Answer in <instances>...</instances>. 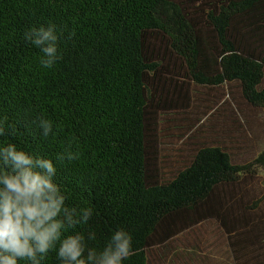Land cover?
<instances>
[{
  "label": "trees",
  "instance_id": "1",
  "mask_svg": "<svg viewBox=\"0 0 264 264\" xmlns=\"http://www.w3.org/2000/svg\"><path fill=\"white\" fill-rule=\"evenodd\" d=\"M48 22L63 30L61 59L42 69L23 34ZM196 87L208 91L202 106ZM231 96L245 118L264 114V0H0V117L11 126L0 143L55 158L78 137L81 158L54 161L57 181L70 206L94 208L76 229L96 231L90 247L131 232L124 264H264V149L240 163L201 144L167 174L172 141L195 136L173 140L175 116L224 106L238 118ZM40 116L55 138L40 134Z\"/></svg>",
  "mask_w": 264,
  "mask_h": 264
},
{
  "label": "clouds",
  "instance_id": "2",
  "mask_svg": "<svg viewBox=\"0 0 264 264\" xmlns=\"http://www.w3.org/2000/svg\"><path fill=\"white\" fill-rule=\"evenodd\" d=\"M23 35L39 49L42 69H52L61 59L57 42L63 30L54 22L31 26ZM35 123L43 137H56L52 120L40 116ZM6 132L11 134V126L0 117V136ZM79 144L72 137L53 158L15 142L0 143V264H45L50 253L58 264H124L134 255L133 237L125 227L112 229L99 249L88 244L97 238L95 230H76L93 219L95 210L69 205L71 193L57 181L54 161L79 160Z\"/></svg>",
  "mask_w": 264,
  "mask_h": 264
},
{
  "label": "rangeland",
  "instance_id": "3",
  "mask_svg": "<svg viewBox=\"0 0 264 264\" xmlns=\"http://www.w3.org/2000/svg\"><path fill=\"white\" fill-rule=\"evenodd\" d=\"M225 90L227 91V88ZM206 93L208 91L202 87H196L194 90V95L201 99L199 101L201 106L202 102H208ZM228 100L232 104L238 118L233 114L231 108L224 106H220L222 118H219L220 108L213 115H204L205 106L203 108H191L187 110V113L183 114L184 112H181V115L175 116L179 126L182 128L169 132V135L174 138L173 140H176L185 131L192 130L191 133L195 136L191 139H188L190 134L185 136L184 142L180 140H176V142L172 141L173 146L169 147L173 150L167 153L172 154L174 160L168 159L172 163L167 167V174H172L177 165H182L183 162L188 160L196 147L201 144L213 142L224 144L231 150L235 160L240 163L254 159L264 149V114L252 112V119L249 117L245 118L236 109V106L239 107V104L235 103L234 96L228 97ZM213 101H215V98L211 99L208 105H212ZM189 125L192 126L189 128ZM239 126L242 129H238ZM231 137L234 140H231ZM180 147H182L180 149L182 151L176 154ZM258 179L261 180V178ZM210 228L212 227L210 226ZM203 233L201 234L202 236ZM220 257L224 258L223 253ZM153 263H159L158 259H153Z\"/></svg>",
  "mask_w": 264,
  "mask_h": 264
}]
</instances>
